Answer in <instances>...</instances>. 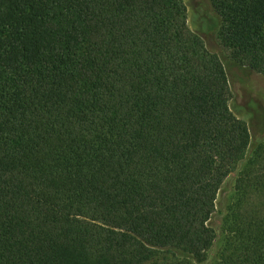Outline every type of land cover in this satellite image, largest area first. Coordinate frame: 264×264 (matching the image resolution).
Wrapping results in <instances>:
<instances>
[{"label":"trees","instance_id":"1","mask_svg":"<svg viewBox=\"0 0 264 264\" xmlns=\"http://www.w3.org/2000/svg\"><path fill=\"white\" fill-rule=\"evenodd\" d=\"M264 76V0H210ZM186 0H0V264H264V139Z\"/></svg>","mask_w":264,"mask_h":264},{"label":"rangeland","instance_id":"2","mask_svg":"<svg viewBox=\"0 0 264 264\" xmlns=\"http://www.w3.org/2000/svg\"><path fill=\"white\" fill-rule=\"evenodd\" d=\"M186 4L190 28L203 36L209 50L224 59L233 93L231 110L238 118L247 122L252 134V143L256 144L264 139V76L232 60L231 50L223 45L220 37L221 18L210 0H186ZM236 177L235 173L232 174L220 191L217 211L211 220L217 238L210 251L209 264L219 257L225 244L226 235L221 230V225L235 193Z\"/></svg>","mask_w":264,"mask_h":264}]
</instances>
